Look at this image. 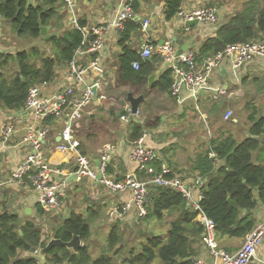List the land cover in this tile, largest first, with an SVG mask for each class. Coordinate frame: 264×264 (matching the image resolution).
<instances>
[{
  "label": "trees",
  "instance_id": "obj_1",
  "mask_svg": "<svg viewBox=\"0 0 264 264\" xmlns=\"http://www.w3.org/2000/svg\"><path fill=\"white\" fill-rule=\"evenodd\" d=\"M79 1L83 3L84 0ZM186 1L165 0V20L171 21ZM211 2L215 4L216 0ZM141 4L140 0H136L133 8L139 12ZM0 17L10 23L18 37L40 43L15 54L0 53V106L19 111L30 88L50 82L57 68L73 58L84 37L78 29L66 27L68 17L62 0H0ZM89 23L87 16L81 17L82 26ZM42 26H51L52 30L44 36ZM218 26L216 35L204 41L197 50L198 61L222 52L228 45L261 39L264 33V0L248 2L242 10L228 15ZM141 37V26L137 21H128L118 42L123 53L117 59V89H128L127 92H130L132 88L134 92L137 90L138 94L134 93L137 95L146 91L170 95L173 83L171 70L161 73L158 80L150 85L149 77L159 70L162 58L154 55L142 60L138 44ZM136 61L140 63L138 70L133 68ZM250 78H247L249 82L253 79L257 91L264 96V76ZM222 105L212 104L210 114L217 115ZM249 108L252 112L247 117L248 134L241 132L242 137L238 138L231 128L220 126L219 134L210 139L208 145L199 146L190 159L192 169L185 172L187 175L200 173L207 181L202 208L216 223V237L221 248L220 243L226 238L245 239L256 224L252 211L264 205V145L257 138L250 137L264 139V109L261 110L255 102H249L243 109ZM112 109V117L117 122L121 118L118 116L120 108ZM153 126L133 118L128 125L129 143L139 140ZM82 150L83 155L88 154L84 145ZM211 153L215 155L213 158ZM165 160L168 162L166 155ZM156 165L160 167V163ZM135 166L134 171L141 179L150 178L145 170H139L138 164L135 163ZM172 170L168 177L183 173L177 166H173ZM115 172L113 161L109 174ZM124 175L116 174V179L121 180ZM229 199L235 202L234 206ZM105 206L103 204L95 209L90 205L87 213L73 211L68 218H54L51 236H45L35 220L26 218L17 224L20 215L0 211V264H40V259L33 255L35 250L44 248L52 237L68 242L75 235L83 241L79 252L64 246L54 247L47 254V264H192L195 254L193 245L201 240L204 226L196 221L197 212L189 207L180 192L154 187L147 216L139 224H134L138 228L146 226V232L141 230L127 238L120 228V220H113L103 251L94 258L89 244L94 224L102 219ZM37 214L45 215L42 207H38ZM120 254L122 258L118 260Z\"/></svg>",
  "mask_w": 264,
  "mask_h": 264
},
{
  "label": "built area",
  "instance_id": "obj_2",
  "mask_svg": "<svg viewBox=\"0 0 264 264\" xmlns=\"http://www.w3.org/2000/svg\"><path fill=\"white\" fill-rule=\"evenodd\" d=\"M63 1L68 4L69 25L78 29L84 38L73 58L57 68L50 82L36 84L30 88L23 107L17 113L21 116L23 111L29 112L31 119L25 122L11 118L0 123V156L10 148L13 139L19 134L24 145L28 147L24 160L13 172L10 182L21 186L26 183L23 177L27 176L39 194L38 203L47 217L60 215L70 192L69 184L72 181L68 182V179L74 174L79 180L88 178L95 184L102 185L113 195L130 192L129 201H118L112 196L106 203L105 211L112 220H126L130 217L133 224H139L147 216L154 187L174 189L180 192L189 207L197 212L196 221L204 226L203 243L208 247L213 264H254L258 249L264 241V219L246 234L243 245L237 251L224 250L217 241L215 221L209 218L202 208L207 183L203 175L175 174L168 177L173 172L172 167L165 160V154L161 150L147 145L149 134L146 132L131 144L129 159L138 164L140 171L145 170L150 174V178L141 179L133 171L117 180L115 174H109L116 147L111 144L105 145L99 151L97 164V157L83 155L79 150L81 143L75 136V127L83 120L87 108L97 99L98 92L104 89L105 82L102 78L93 77L100 76L104 71L103 59L108 33L113 30L120 38V34L125 31L126 23L130 20L137 21L141 26L142 38L138 41L142 60L159 55L166 63L167 70L172 71L173 83L170 89L172 98L180 107L193 105L199 111L202 100L219 99L229 95L225 87L218 86L215 82L217 76L221 74L222 66H225L231 76H239L245 66L257 60H264V41L253 40L228 45L222 52L198 61V49L195 47H189L179 55L182 48L172 39L161 40L162 44L161 42L159 44L158 39L151 40L150 36L153 31H157L158 25L154 24L152 17L139 18L138 12L133 8L136 0H122L112 23L97 22L86 26L80 24V1ZM222 10L216 6L182 7L175 15L174 21L182 30L189 32L191 26L188 22L195 20L199 24L217 25L223 17ZM133 68L138 70L140 63L134 62ZM112 84H118V77L115 75L112 77ZM100 99L111 98L102 94ZM122 102L121 120L128 122L134 115L127 100L124 98ZM233 116V110L229 109L223 119L230 121ZM50 119L51 124H62L59 149L70 154L75 168L54 165L46 158V139L51 128V124L46 122ZM158 163L160 167H157ZM2 185L3 183H0V186ZM40 249L33 253L37 258ZM191 261L192 264H206L197 256H193Z\"/></svg>",
  "mask_w": 264,
  "mask_h": 264
},
{
  "label": "crops",
  "instance_id": "obj_3",
  "mask_svg": "<svg viewBox=\"0 0 264 264\" xmlns=\"http://www.w3.org/2000/svg\"><path fill=\"white\" fill-rule=\"evenodd\" d=\"M142 2L140 11L138 12L139 18L143 17H152V20L154 24H157V31L152 32V36H150L151 40L158 39V42L160 44L161 40L164 39H172L176 45L180 48L184 47L185 45H189V47H195L199 49V47L202 45L204 41H206L208 38L214 37L217 32V28L219 27L218 24L225 20L227 16H225V13L229 15L230 12H225V10H222L223 17L221 21L217 25H211V24H196V25H190L191 30L189 32H186L182 30L177 23H175L174 18L171 21H166L164 16V8L166 5L165 0H140ZM212 0H187L183 7L188 8H195V7H209V6H216L220 9H224L225 7H220L219 5H215L211 2ZM122 0H84L83 3H81L82 6L80 15L81 17L87 16L89 20V24L92 23H112L114 20V16L116 14V10L120 6ZM227 9V8H225ZM138 19V17H137ZM7 24H10L6 20L2 19L0 17V53H10L11 52H5V50H8L7 48V40L4 42L3 38V32H5V26ZM66 27L68 29H74L69 25L68 18L66 20ZM11 26V25H10ZM48 33L52 30V27L49 26ZM142 38V37H141ZM147 39H149L147 37ZM107 46L105 48L106 53L104 54L103 59V66L104 71L100 76L102 80L105 82L104 89L100 90L98 92L97 99L94 100V102L87 108V113L83 116V120H81L75 127V136L80 141V151L83 149V145L85 146L86 151L88 152L87 155L95 156L98 158L99 151L108 144L114 145L116 147V153L114 158V169H116L115 175L119 173H130L135 170V163L132 162L129 159V153L131 150V144L128 141V126L124 127V130L120 132L119 136L116 135V128L113 127L110 123V119L112 117V108H120V111L118 112V116L121 117L123 110V102L119 101L124 96H119V93L117 89V85L112 84V77L115 75L118 77V64L117 59L120 54L123 53L122 48L119 46V38L115 34L113 30H111L108 33L107 36ZM264 41V33L261 34V39ZM3 41V42H2ZM138 44L140 46V41H138ZM179 48V49H180ZM61 69V68H60ZM59 69V70H60ZM160 75L163 72L167 71L166 63L163 62L159 66ZM264 72V60H257L247 66H245L242 71L240 72L239 76L233 77L230 75V73H227V71H222L221 74H219L215 80L216 84L218 86H223L228 90L229 95L222 96L219 99H213L209 98L206 100H202L200 102V107H210L212 108V104H228L231 106L232 103L241 104L243 105V108L250 102L249 99L245 100V96H248L250 91L253 92V86L250 89H246V86H251V82H249V77H255L259 76L260 73ZM260 77V76H259ZM159 78V77H158ZM251 79V78H250ZM122 90V89H121ZM243 92H245V96H243ZM122 93V91H121ZM106 95L108 98H111L110 100H102L100 99V95ZM170 97V99L173 101L171 94L167 95ZM241 101H238L240 100ZM251 99V98H250ZM124 100V99H123ZM237 101V102H236ZM176 102V101H175ZM225 106V105H222ZM221 106V107H222ZM193 108L196 109L193 105L181 107V108ZM203 108V107H202ZM229 110L226 109V111ZM232 110V109H230ZM225 111V112H226ZM209 112V111H208ZM205 112V114L202 112V116L200 117L201 122L205 126L204 129L208 131L211 135L210 128V120H209V113ZM225 114V113H224ZM223 114V116H224ZM16 118L22 120V121H28L31 119V115L29 112H22L21 116L17 113L15 110H8L2 106H0V123H3L4 121H8ZM113 118V117H112ZM121 120V118H120ZM234 120L235 123H239V120H236L232 118V121ZM114 121V119H113ZM225 121V120H224ZM109 122V123H107ZM46 124H51V122H46ZM57 125V124H56ZM55 124H51V127H55ZM129 125V124H128ZM218 128H214L212 133L213 136L209 138L212 139L213 137L217 136ZM249 126H245L244 133L248 134ZM51 132V129L49 131V134ZM241 133V132H240ZM47 136L46 139V147H45V153L46 158L50 161V163L54 165H62L67 166L68 169L75 168L74 162L71 161V156L69 153L61 152L59 149L60 144V134L61 131L58 133H53ZM108 135L110 140L105 142L97 149L95 150L93 146H95V138L96 136H103ZM250 137L257 138L262 145H264V139L260 137H256L253 135H250ZM149 141L147 140V144L150 147L156 148L158 150H161L163 153H165L166 158L168 159V163L171 165V167H178L180 170L183 171L182 174H186L185 172L187 170H191L192 164L190 163V159L195 156L197 153V150L199 148V145L205 144L208 145V142H200L198 146L193 150L192 152H189L190 154H187L183 159H180V157L175 155L177 151L172 150L171 148H167V144H160L156 143L151 140V137L149 135ZM199 139L198 141H200ZM206 141V140H202ZM11 144L10 148L5 151L4 154L0 156V183H3L2 186H0V211H8L11 213H16L20 215V219L24 220L26 218H30L32 220H35L38 225L41 227V229L44 231L45 236H51L52 229L54 227V218L62 219V218H68L71 212L75 211L77 213H83L80 210V205L78 202H81L82 193L81 190H83L89 194V191H91L92 197L90 199L86 198V201L88 203V207L90 205L94 206L95 209H98L101 205H106L103 201V194L99 191L97 192V187L92 185H87L83 183L82 188L81 185L78 183L79 179L73 180L72 182H76L74 184L73 190L69 192L67 195V198L65 199V203L63 206V210L60 212V215L55 217H47L46 215H38L37 209L40 206L38 203V192L31 188L27 183H25V191L21 188L24 185H16L12 184L10 182V178L13 174V172L19 167V165L22 163V161L25 158L26 155V147L24 143L22 142L21 135L19 134L16 136ZM51 142V143H50ZM164 145V146H163ZM82 148V149H81ZM165 149V152L163 151ZM175 149V147H174ZM83 151V150H82ZM82 153V152H81ZM83 154V153H82ZM213 153H211L212 155ZM257 153L254 155V158L256 160ZM213 158V157H212ZM13 185V186H12ZM82 191V192H83ZM111 198H115L118 201H129L131 198V193L126 192L123 195H117V194H111ZM93 202V203H91ZM41 207V206H40ZM30 208V214H27L25 211L26 209ZM103 208V207H102ZM106 206L103 208V215L102 219L98 222L110 224L112 223L111 220L106 215ZM253 219L255 220L256 224L261 222L264 219V205H259L257 209L252 211ZM130 218V217H129ZM126 220H120V224L123 223H129L132 224V219ZM132 218V217H131ZM43 219H46V222L41 223ZM23 222V221H22ZM97 222V223H98ZM104 223V225H106ZM96 224V223H95ZM255 224V225H256ZM49 229V230H48ZM204 234V233H203ZM203 236L201 240H198L193 245L195 249L194 256H197L201 258L206 264H213V258L209 253L208 247L203 243ZM244 238H226L224 239L220 244L229 252H235L237 251L244 243ZM254 264H264V241L260 245L258 249L257 258L255 260Z\"/></svg>",
  "mask_w": 264,
  "mask_h": 264
},
{
  "label": "rangeland",
  "instance_id": "obj_4",
  "mask_svg": "<svg viewBox=\"0 0 264 264\" xmlns=\"http://www.w3.org/2000/svg\"><path fill=\"white\" fill-rule=\"evenodd\" d=\"M251 1L253 0H216L215 5H219L220 7L224 6L227 9L224 8L223 10H225V12H230L229 13L230 15L239 12L244 8V6L248 2ZM62 3H63V9L69 13L68 4L63 0ZM80 6H82L81 2H80ZM68 13H67V17H68ZM225 16L228 17V14L225 13ZM5 27H6L5 32H3V38H4L3 41L5 42L7 40L6 43L9 44L7 45L8 50H5V52H11L12 54H15L20 50L26 48L29 49L33 46H38L40 44L37 40L34 39L28 40L26 38L18 37L11 28L10 24H7V26ZM259 76L260 77L264 76V72L260 73ZM251 84H252L251 86H246V89H250L253 86V92H251L252 95L245 96L246 94L245 92H243V96H245L244 97L245 100L249 99L250 102H255V104H257L259 108L263 110L264 96L261 94V92L259 93L257 91L256 88L257 86L255 85V82H253V79L251 80ZM127 90L128 89L122 88V90L118 91L119 96H124L119 101L121 100L123 101ZM130 92L137 93V90H135L134 92V90L131 88ZM248 93H250V91H248ZM143 94L145 95L146 98L145 102L141 104L138 113L134 116H131L128 122H124L123 120H120V118L119 120H117V122H115V120L113 121V118L111 117L110 123L113 127L117 129L115 136H119L120 132L124 130V127H127L133 118H136L139 121L145 123L146 125H154L153 128H150L148 131H146L150 135L151 140L156 143L167 144V148H171L172 150L177 151L175 155L178 154L180 159H183L185 156H187V154H190L189 152H192V149L194 150L196 146L199 145L200 142H208L209 138L213 136L212 133L213 129L218 128L219 126H225L231 128L234 134L238 138L242 137L240 132L242 131L246 132L244 128L245 126H248L247 117L252 112V108H249L248 110L243 109V105L241 104L242 102H240V104L232 103L231 106L228 104L227 105L223 104L225 106H222L220 108L219 113L215 115V114H210L208 112L210 107L202 106L203 108L200 107V111L198 109L194 110L191 107L181 108L174 100L172 101L169 96L164 95L162 93H158L155 91H146ZM238 101H241V99ZM228 108L233 110L234 113L233 118L239 120L238 124L233 123L232 120L224 121L223 114ZM202 112L204 114L205 112L209 113L210 128H212L211 135L210 133H208L206 129H204L205 126L200 120V117L202 116ZM50 129L51 132L49 134L48 139L50 138L51 134L58 133L59 131L62 130V124H57L55 127H51ZM199 139L201 140L198 141ZM103 140L105 142L113 141L110 140V138L106 134L103 136H98V137L96 136L94 140L96 145L93 146L95 150L97 149V147L99 148L104 143ZM202 140H206V141H202ZM75 183L76 182H72L71 184H69L71 191L73 190ZM78 183L81 185V188L83 183L97 187V192L99 191L100 193L103 194L102 199L104 203L108 202L111 199V195L109 194V191L107 189H105L100 184H95L88 178H83L79 180ZM21 188L23 189V191H25V185L22 186ZM82 191L83 190H81L82 200L81 202L79 201L78 204L80 205V210L84 213H87L88 203L84 201H86V198L88 201V199L92 197L93 193L89 191V194L86 192L85 195V192ZM44 222H46L45 219L41 221V223ZM104 223L98 222L94 224L93 227V238L89 244L90 245L89 247L92 252V256L94 258H97L103 251V247L106 244V236L111 228V223L109 225L106 223H105L106 225H104ZM120 228L122 232L127 236V238L128 237L130 238L131 234L137 235L138 232H141V230L145 232L147 230L146 226H142V227L140 226L138 228L137 226H134L133 223L120 224ZM121 258L118 260H121Z\"/></svg>",
  "mask_w": 264,
  "mask_h": 264
},
{
  "label": "water",
  "instance_id": "obj_5",
  "mask_svg": "<svg viewBox=\"0 0 264 264\" xmlns=\"http://www.w3.org/2000/svg\"><path fill=\"white\" fill-rule=\"evenodd\" d=\"M88 1V0H87ZM196 24H199V22L197 20L193 21V22H188V25H196ZM49 28L50 27H45V26H42L41 27V32L44 36H46L48 34V31H49ZM163 42H161L162 44ZM189 48V45H185L184 47H182L181 50H179V55H181L185 50H187ZM222 71H226L225 69V66H222ZM160 75V71H157L155 72L154 74H152L150 77H149V82H150V85H153L157 80H158V77ZM146 100L145 98V95L144 94H141V95H135L134 93L132 92H128L127 93V102L129 103L130 107H131V111H132V114L133 115H136L139 111V108L141 106L142 103H144ZM264 129V128H263ZM61 139V136L60 138ZM96 163L99 164V159L97 158L96 159ZM78 176L76 174H74L73 176H71L69 179H68V182H71L73 180H77ZM23 180L31 187V188H34L35 187L33 186V184L31 183V181L29 180V178L27 176H24L23 177ZM229 201L231 202V205L234 206L235 205V202L232 201L231 199H229ZM27 214H30V208L26 209L25 211ZM244 212L246 213L247 211L244 210ZM22 219H19L17 224H21L22 223ZM22 233V232H21ZM58 246H64L66 248H68L69 250H73L75 253H78L80 248L83 246V241L81 240V237L79 235H75L73 237L72 240L68 241V242H64L62 241L61 239H58V238H55V237H52L49 242L47 243V245L44 247V248H41L40 249V252H39V255H38V258L40 259V264H47V261H46V257H47V254L48 252L54 248V247H58ZM122 256L119 255V259L121 258Z\"/></svg>",
  "mask_w": 264,
  "mask_h": 264
}]
</instances>
